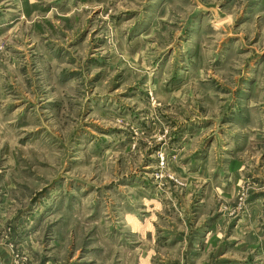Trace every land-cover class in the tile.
<instances>
[{
  "label": "rangeland",
  "instance_id": "obj_1",
  "mask_svg": "<svg viewBox=\"0 0 264 264\" xmlns=\"http://www.w3.org/2000/svg\"><path fill=\"white\" fill-rule=\"evenodd\" d=\"M0 264H264V0H0Z\"/></svg>",
  "mask_w": 264,
  "mask_h": 264
},
{
  "label": "water",
  "instance_id": "obj_2",
  "mask_svg": "<svg viewBox=\"0 0 264 264\" xmlns=\"http://www.w3.org/2000/svg\"><path fill=\"white\" fill-rule=\"evenodd\" d=\"M44 189H46V188H44ZM43 192V191H42ZM42 192H40L39 194H41Z\"/></svg>",
  "mask_w": 264,
  "mask_h": 264
}]
</instances>
